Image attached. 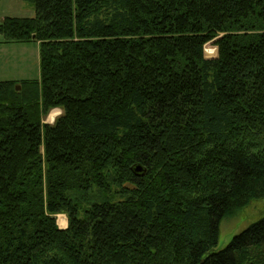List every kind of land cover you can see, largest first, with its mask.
Masks as SVG:
<instances>
[{"label":"trees","instance_id":"1","mask_svg":"<svg viewBox=\"0 0 264 264\" xmlns=\"http://www.w3.org/2000/svg\"><path fill=\"white\" fill-rule=\"evenodd\" d=\"M23 1L0 34L39 77L0 81V264H264V216L213 251L264 197V0Z\"/></svg>","mask_w":264,"mask_h":264},{"label":"rangeland","instance_id":"2","mask_svg":"<svg viewBox=\"0 0 264 264\" xmlns=\"http://www.w3.org/2000/svg\"><path fill=\"white\" fill-rule=\"evenodd\" d=\"M34 15L35 7L23 0H0V23L6 17L31 18ZM2 40L3 37L0 34V42L3 43ZM206 46L216 48L217 53V47L211 41L205 44ZM38 62L39 53L36 42L11 43L0 46V81L38 78ZM62 113L63 110L61 108L53 107L42 121L46 124H52ZM262 216H264V197L251 200L246 207L227 215L219 225L220 235L218 244L213 251L217 252V250L224 248L234 235L239 234L251 223L262 219ZM56 223L62 229L67 227V215L65 213H58L56 215Z\"/></svg>","mask_w":264,"mask_h":264},{"label":"crops","instance_id":"3","mask_svg":"<svg viewBox=\"0 0 264 264\" xmlns=\"http://www.w3.org/2000/svg\"><path fill=\"white\" fill-rule=\"evenodd\" d=\"M4 45H6V43L4 44V43L0 42V46H4Z\"/></svg>","mask_w":264,"mask_h":264},{"label":"water","instance_id":"4","mask_svg":"<svg viewBox=\"0 0 264 264\" xmlns=\"http://www.w3.org/2000/svg\"><path fill=\"white\" fill-rule=\"evenodd\" d=\"M16 88H17L18 90L20 89L19 86H16ZM137 170H140V168L138 167Z\"/></svg>","mask_w":264,"mask_h":264},{"label":"bare ground","instance_id":"5","mask_svg":"<svg viewBox=\"0 0 264 264\" xmlns=\"http://www.w3.org/2000/svg\"><path fill=\"white\" fill-rule=\"evenodd\" d=\"M51 117V116H50Z\"/></svg>","mask_w":264,"mask_h":264}]
</instances>
